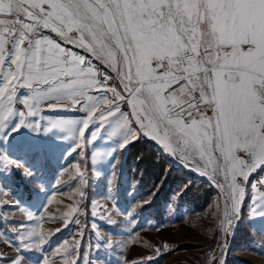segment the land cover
<instances>
[{
  "label": "snow or ice",
  "instance_id": "6c2138e0",
  "mask_svg": "<svg viewBox=\"0 0 264 264\" xmlns=\"http://www.w3.org/2000/svg\"><path fill=\"white\" fill-rule=\"evenodd\" d=\"M69 110L81 115H43ZM143 138L215 184L231 208L220 220L225 236L239 226L246 200L264 233V0H0V176L20 170L40 181L26 159L40 141H71L62 156L106 141L109 150L93 153L91 163L109 157L115 177L120 154ZM74 167L73 179L87 184V169ZM150 203L123 215L135 221ZM77 212L71 208L49 238L21 222L7 241L16 255L0 260L28 264L23 253H43L51 236L79 225ZM34 219L28 211L27 221ZM108 222L117 223L110 215ZM79 249L65 240L43 264H78Z\"/></svg>",
  "mask_w": 264,
  "mask_h": 264
},
{
  "label": "rangeland",
  "instance_id": "374dc122",
  "mask_svg": "<svg viewBox=\"0 0 264 264\" xmlns=\"http://www.w3.org/2000/svg\"><path fill=\"white\" fill-rule=\"evenodd\" d=\"M43 115L46 118L77 119L81 114L69 110ZM106 143L100 141L98 149L88 145L71 156H62L66 149L70 150L71 141H40L38 148L26 156L29 165L39 170L40 181L28 179L20 170H10V174L0 176V204L5 205L0 207V217L8 218H0V255H16V246L7 241L13 238L11 230L19 227L21 222L30 229L40 226L45 237L49 238V233L63 227V217L71 208H78L72 216L79 220V225L71 224L68 229L51 236L43 253L38 249L23 253L28 264H43L42 256L51 258L54 250L65 240L69 245L79 241L81 259L78 264H85L86 260L93 264H133L147 257L153 258L150 264H217L211 260L213 255L223 264H264V233L259 230L260 221L253 222L248 217L251 201H245L243 219L234 234L230 231L225 236L220 220L226 219V210L231 215V208H225L220 190L208 177L183 166L164 152L157 142L170 169L167 184H164L166 170L161 178L154 180L151 177L147 182H141L125 171L123 162L127 148L119 156L113 177L114 169L109 157L97 155L96 164L91 163L93 153L109 150ZM77 163L81 170L87 169V184L73 179ZM97 171L101 173L99 177L96 176ZM0 172H3L2 166ZM168 187L170 192L164 195ZM133 190L134 200L129 196ZM80 191L85 193L83 200L80 199ZM254 194L261 195L260 192ZM147 200L151 203L138 210L135 221L130 215H123L126 207H134ZM9 204L12 207H7ZM100 206H106L108 211ZM28 211L36 218L31 222L27 221ZM49 215L61 219L48 220L46 217ZM109 215L116 224L108 222ZM41 216L45 219L40 220ZM93 223L102 241H112L113 247L97 250L102 241L97 237V230L91 227ZM81 230L84 231L83 239L77 236ZM165 244L167 250L164 249ZM157 248L160 249L159 254ZM0 264H8V261L0 260ZM50 264L62 262L56 258Z\"/></svg>",
  "mask_w": 264,
  "mask_h": 264
},
{
  "label": "trees",
  "instance_id": "16d2710c",
  "mask_svg": "<svg viewBox=\"0 0 264 264\" xmlns=\"http://www.w3.org/2000/svg\"><path fill=\"white\" fill-rule=\"evenodd\" d=\"M123 165L125 171L133 174L141 182H147L151 177L157 180L166 170L164 184L168 183L170 169L167 168L160 151L148 139L143 138L127 146ZM168 192H170V187L166 188L164 195Z\"/></svg>",
  "mask_w": 264,
  "mask_h": 264
},
{
  "label": "crops",
  "instance_id": "0c3cea01",
  "mask_svg": "<svg viewBox=\"0 0 264 264\" xmlns=\"http://www.w3.org/2000/svg\"><path fill=\"white\" fill-rule=\"evenodd\" d=\"M145 139H148L149 141H151V142L157 147V149L160 151V149H159L158 145L155 143V141H152V140L149 139V138H145ZM160 152H161V151H160Z\"/></svg>",
  "mask_w": 264,
  "mask_h": 264
}]
</instances>
